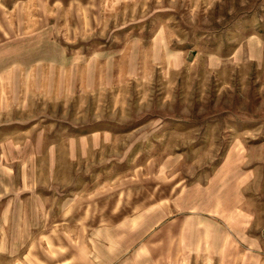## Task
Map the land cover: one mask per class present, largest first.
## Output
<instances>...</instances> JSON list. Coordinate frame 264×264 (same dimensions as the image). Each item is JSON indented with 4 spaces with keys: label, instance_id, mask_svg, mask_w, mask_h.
I'll return each mask as SVG.
<instances>
[{
    "label": "rangeland",
    "instance_id": "1",
    "mask_svg": "<svg viewBox=\"0 0 264 264\" xmlns=\"http://www.w3.org/2000/svg\"><path fill=\"white\" fill-rule=\"evenodd\" d=\"M0 264H264V0H0Z\"/></svg>",
    "mask_w": 264,
    "mask_h": 264
}]
</instances>
